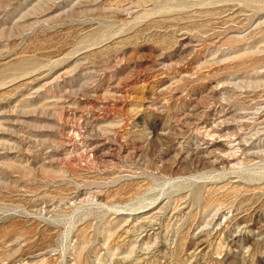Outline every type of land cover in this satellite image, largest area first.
<instances>
[{
	"label": "rangeland",
	"instance_id": "374dc122",
	"mask_svg": "<svg viewBox=\"0 0 264 264\" xmlns=\"http://www.w3.org/2000/svg\"><path fill=\"white\" fill-rule=\"evenodd\" d=\"M0 264H264V0H0Z\"/></svg>",
	"mask_w": 264,
	"mask_h": 264
}]
</instances>
